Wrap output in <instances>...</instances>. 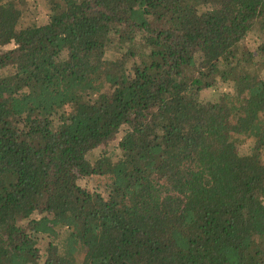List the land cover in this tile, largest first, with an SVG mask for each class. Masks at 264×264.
Wrapping results in <instances>:
<instances>
[{"label":"trees","instance_id":"1","mask_svg":"<svg viewBox=\"0 0 264 264\" xmlns=\"http://www.w3.org/2000/svg\"><path fill=\"white\" fill-rule=\"evenodd\" d=\"M50 2L0 0V264H264V0Z\"/></svg>","mask_w":264,"mask_h":264},{"label":"rangeland","instance_id":"2","mask_svg":"<svg viewBox=\"0 0 264 264\" xmlns=\"http://www.w3.org/2000/svg\"><path fill=\"white\" fill-rule=\"evenodd\" d=\"M19 5L22 7V18L20 21V26H30L34 24H38L41 22H44L50 18L51 15V2L50 0H19ZM262 40L261 36L254 32H250L243 40L242 43L249 46L253 51H256V48L260 41ZM119 51L116 50V48H110L108 50L107 55L113 56L115 53ZM233 85L229 82H225L222 80H219L215 85L210 87H205L201 90V97L204 99H211L216 100L218 99L224 92L232 91ZM118 139L110 143L106 150L109 151V154H112L115 157H117L120 154L119 147L117 146ZM249 143L250 141L247 140L246 143L240 145V151L246 152L249 150ZM103 147L96 148L93 151L92 156H97L100 153H102ZM264 156V153H263ZM81 184L87 185L95 190H99L102 192L105 196L109 193V188L107 186L108 178L106 175L101 174H93L90 176H82L79 179ZM40 245L42 248V251L45 253V245L46 240L40 241Z\"/></svg>","mask_w":264,"mask_h":264}]
</instances>
